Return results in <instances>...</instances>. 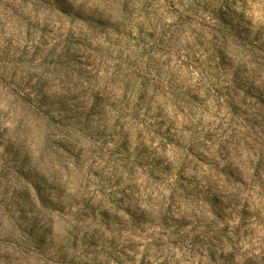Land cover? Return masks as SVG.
I'll list each match as a JSON object with an SVG mask.
<instances>
[{
  "label": "clouds",
  "instance_id": "clouds-1",
  "mask_svg": "<svg viewBox=\"0 0 264 264\" xmlns=\"http://www.w3.org/2000/svg\"><path fill=\"white\" fill-rule=\"evenodd\" d=\"M0 264H264V0H0Z\"/></svg>",
  "mask_w": 264,
  "mask_h": 264
}]
</instances>
